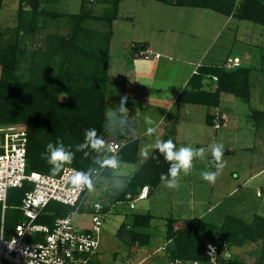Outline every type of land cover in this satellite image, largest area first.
I'll return each mask as SVG.
<instances>
[{
	"label": "rangeland",
	"instance_id": "374dc122",
	"mask_svg": "<svg viewBox=\"0 0 264 264\" xmlns=\"http://www.w3.org/2000/svg\"><path fill=\"white\" fill-rule=\"evenodd\" d=\"M82 7L93 16H106L111 10V6L105 5L104 0H39V10L44 14L39 19L41 27L33 36L34 34L26 33L24 27H19L20 0H4L0 6V45L14 46L11 49L15 60L16 81L32 80L36 74L34 70L38 69V79L42 83L47 84L52 81L53 76L57 77L56 69L62 57L58 52L48 56V50H55L58 46L55 44L46 46V44L49 43V38H68L74 34L70 16L79 14ZM117 20L112 29H109L107 24L91 19L83 25L96 30L98 35L90 36L87 31L84 32V29L74 34L77 37V45H87L93 37L92 51H101V40H104L105 34H109L110 30L112 32L110 44L112 68L108 82L107 109L119 107L121 97H126L129 115L134 117L130 126L138 129L135 131L141 128L139 131L141 134L149 127L142 120L148 112L158 117L177 110L176 107L173 108L172 102L175 93L172 86L181 81L177 70L182 68L187 73H191L200 62L198 57L202 59L200 64L213 61L211 63H216L222 68L228 55L233 57L238 55L245 60L243 66L251 69L249 102L232 95H224V105L229 107L224 110L228 111V116H231L229 129L224 128L215 132L214 128L213 130L203 124L204 120L201 117L199 121L196 120V124L202 126L201 131L208 133L211 138H215L218 133V139L214 140V143L222 142L225 150H235L238 154L239 149H246L247 164L252 165L249 166L250 171L264 168V121L258 123L253 117L254 111L264 112V50L262 49L264 48V28L251 22L228 19L210 10L173 7L152 0H123ZM138 42H147L153 52L163 56L161 61L155 62L152 58L151 60L135 59L132 46ZM202 55L204 58L207 57L205 61ZM169 56L172 57V61L168 60ZM180 56L193 64L184 65L183 58ZM132 70L137 77L132 74ZM1 74L0 67V77ZM138 87L147 91L142 93L148 96L145 101L148 109H141L142 103L137 104V101L135 103L133 99L135 89ZM154 106L156 109L153 108ZM233 115L237 117L236 127L240 130L233 129L235 126ZM150 118L155 120L154 117ZM20 125L26 127L25 124ZM248 128H252L251 132H248ZM113 132L125 133V129L116 126ZM105 133L108 143L116 142L117 136L114 133L115 138L110 141L108 133L106 131ZM228 135L229 138L226 137ZM147 138L148 144L155 141L151 136ZM179 138L178 146L195 147L185 133L180 131ZM203 148L206 149L205 157L199 158L198 161L194 160L187 182L174 189L163 185L149 199L140 202L130 201L134 203L135 209L130 208V202H115L124 190L118 194H111L104 190L108 186L106 177L110 174L104 170V175L97 179L99 185L97 191L86 194V207L78 211L74 217V223L78 229L90 228L93 204L100 202L105 207L96 259L106 264H165L169 256L167 248L164 250V247L170 243L166 237L167 222L170 218L178 221L175 228H181L187 220L200 219L220 226L226 215H234L247 223H250L256 215L264 217V174L258 178V181L245 186L206 184L208 182L201 178L200 173L210 169L212 158L207 151L208 147ZM101 155L103 158L108 155V152H101ZM236 158L239 161L242 159L239 155ZM146 159L147 157H143L141 153L136 164H124V168L128 173H134L140 167L141 161ZM233 168L235 167L232 165L224 166L222 170L225 174H230ZM258 191L259 196H257ZM216 203L219 204L216 205ZM210 207L212 211L209 213ZM11 210L15 209L11 207L7 211L8 219ZM135 214L152 216L150 227L139 230L151 236L147 246L131 244L127 235L119 234V229L124 224L128 230H133ZM223 248L234 254L244 264H255L261 258L264 264L262 241L248 243L242 248H229L226 245Z\"/></svg>",
	"mask_w": 264,
	"mask_h": 264
},
{
	"label": "trees",
	"instance_id": "16d2710c",
	"mask_svg": "<svg viewBox=\"0 0 264 264\" xmlns=\"http://www.w3.org/2000/svg\"><path fill=\"white\" fill-rule=\"evenodd\" d=\"M122 0H104L105 5L111 6L106 16H93L81 8L79 14L70 16L73 22L74 34L81 29L90 36L98 35L96 30L84 26L88 21L96 20L107 24L112 29L118 19L119 7ZM173 7H192L207 9L226 17L239 21H247L264 28V0H152ZM4 0H0L2 6ZM39 0H20L19 27L26 33L37 34L40 26ZM43 16V15H42ZM84 24V25H83ZM68 38H49L46 46L57 45V49L48 50L49 55L60 53L62 60L59 63L57 77L51 82H40L39 69L34 70L32 80L16 81L14 78V54L11 45H0V126L25 124L28 134L27 163L28 172H39L50 176H59L65 167L77 170L86 169L92 165L93 158L100 159L101 152H76L75 158L64 168L53 174L45 155L48 143L63 142L66 148L75 151V145L82 143L84 130L96 129L98 135L107 139L104 123L107 110L108 71L110 63V44L112 32L105 34L101 40V51H92L91 42L87 45H77L75 35ZM146 44H134L136 54L146 49ZM67 52H66V51ZM51 53V54H50ZM251 69L242 66L234 70H225L220 66L199 67L188 82V87L178 97L179 103L202 105L209 109L207 124L212 126L215 113L211 111L220 105L221 95L229 94L249 102L251 97L250 86ZM218 81L214 82L213 78ZM210 80L209 89H205V81ZM60 97H63L62 100ZM222 114V113H221ZM256 122L264 121V112L254 111ZM261 119V120H260ZM164 140H167L164 138ZM116 143L122 144L117 153L125 164H136L138 160V142L124 135L117 137ZM108 152V151H106ZM109 154V152H108ZM169 163L156 150L138 167L136 173L124 189L122 195L115 202H130L135 199L144 187H148L150 195L163 186L160 175L167 173ZM104 175V171L100 176ZM110 175V174H109ZM23 189L9 191L8 205L15 207L21 204L25 193L31 188L25 183ZM148 199V198H147ZM100 203V202H98ZM86 204V201H85ZM13 205V206H11ZM73 208L51 202L42 212L38 223L52 226L54 220L67 216ZM5 216L7 234H11L15 224L24 220L19 210H11L10 218ZM1 216V206H0ZM150 214L133 215V230L121 225L119 234L129 237L131 244L147 246L151 236L139 230L150 227ZM178 223L174 218L168 219L166 237L171 244L168 254L171 259L201 260L205 258L208 243L229 248H242L248 243L263 242L264 246V217L256 215L250 223L234 216L226 215L220 226L202 220H187L181 228L176 229ZM1 224V218H0ZM138 229V230H137ZM122 236V235H121ZM98 264V263H97ZM255 264H263L261 258Z\"/></svg>",
	"mask_w": 264,
	"mask_h": 264
},
{
	"label": "built area",
	"instance_id": "2783aa9c",
	"mask_svg": "<svg viewBox=\"0 0 264 264\" xmlns=\"http://www.w3.org/2000/svg\"><path fill=\"white\" fill-rule=\"evenodd\" d=\"M136 56L150 60L160 59L162 55L146 48ZM201 66H197L194 74H197ZM241 67L240 58L228 57L222 68L234 70ZM213 81L217 82L218 78L214 77ZM227 120L225 114L216 112L212 127L220 130L226 127ZM122 147V144L110 142L108 152L117 154ZM27 148L28 134L25 126H0V264H106L96 259L105 207L101 203H94L91 208V227L78 229L74 217L86 207L87 192L75 189L69 182L70 176L77 169L65 167L59 176L28 172ZM103 171L104 169H100L98 177ZM26 182L31 188L25 193L21 204L12 207L23 214L24 220L15 224L9 235L5 227L6 212L11 208L7 203L9 191L23 189ZM149 192V188L144 187L133 201L146 200ZM51 202L71 207L73 210L65 217L56 218L52 226L38 223L42 212ZM130 208L135 209L133 202H130ZM168 244L164 250H168ZM165 264L244 263L228 250H219L218 246L208 243L204 259H171L168 256Z\"/></svg>",
	"mask_w": 264,
	"mask_h": 264
},
{
	"label": "clouds",
	"instance_id": "9594fccd",
	"mask_svg": "<svg viewBox=\"0 0 264 264\" xmlns=\"http://www.w3.org/2000/svg\"><path fill=\"white\" fill-rule=\"evenodd\" d=\"M127 98L121 97L119 107L109 108L105 111L104 128L108 133L109 141L114 137L113 129L119 126L128 132L135 131L130 126V122L134 120L133 116L129 115V110L126 107ZM146 123L149 125L146 131L149 135L156 131L153 125L155 122L146 117ZM158 151L169 163L167 173L160 175L162 184L170 189L178 186V178L181 173L189 174L193 167V161L197 158L203 159L206 154V149L195 148L193 146L177 145L172 139L157 138L153 143L146 144L141 153L143 157H147L150 150ZM88 150L92 152L108 151V142L104 137L98 135L96 129L88 128L84 130V139L82 143L75 145V151L71 148H66L63 142L48 143L46 145L45 155L48 164L51 166V172L56 174L60 172L64 166L74 160L76 152H85ZM208 152L211 154L210 164L216 168V171H203L200 173L201 178L209 183H215L219 172L225 166L223 162L224 145L222 143H212L208 146ZM143 163V160L141 161ZM124 162L119 154H109L101 159L93 158L92 165L86 169L75 171L69 178L70 184L77 190L86 191L87 193H94L97 191L99 185L97 184V177L100 174V169H104L110 175L106 177L108 186L104 190L111 194H118L122 192L131 180ZM214 252V250H213Z\"/></svg>",
	"mask_w": 264,
	"mask_h": 264
},
{
	"label": "crops",
	"instance_id": "0c3cea01",
	"mask_svg": "<svg viewBox=\"0 0 264 264\" xmlns=\"http://www.w3.org/2000/svg\"><path fill=\"white\" fill-rule=\"evenodd\" d=\"M122 1H121V3H122ZM121 3H120V7H121ZM120 7H119V12H120ZM189 8H192V7H189ZM118 18H119V15H118ZM228 19H231L232 20L234 18L228 17ZM116 21H118V20H116ZM135 44H146V46H147L146 48L151 49L150 46H149V44H147V42H138V43H135ZM166 49H169V48H166ZM262 49L264 50V48H262ZM170 51H172V50H170ZM132 52H133V57L135 59H141V58H139V57L136 56V53L133 50V46H132ZM156 53H158V52H156ZM180 57H182V56H180ZM202 57H203L204 61L207 59V57L204 58V55H202ZM228 57H233V56L232 55H228L227 58ZM234 57L240 58L241 59V62H242V66L244 65L245 60L242 57H239L238 55H235ZM162 58H163V56H161L160 59H154V58H152V59L155 62H159V61H161ZM182 58H183V61L182 62L184 63V65H192L193 64V63H190V61L188 59H185L184 57H182ZM168 60L169 61H172V57L169 56V59ZM198 61L202 62V59H199V57H198ZM200 62H198L197 66L198 65L217 66L216 63H211L213 61H211L210 63L207 62L205 64H203V63L200 64ZM197 66L191 71V73H187L186 70L184 71L182 68L180 70H177V74H179L181 76V81H180V83H175L172 86L173 89H174V92H175L174 93V96H173V101L172 102H173V108L174 107L177 108L176 111H174V112H171L170 111V112L164 113L163 115L158 116V117H157V115H154L153 116L152 113H149V112H148L147 115H144V117L142 119L144 121L143 123L146 122V117H148V118L154 117V119H155V120H153L155 122V124L153 126L156 127V131L153 134L149 135L147 133V131H145V132H143V133L140 134L139 131L141 130V128H139V131L128 132V131L125 130V133L124 132H121V133H114L113 132L114 135L117 136V137H120L121 138L124 135H126V136L130 137L133 141L136 140L138 142V160L140 159L141 149L146 144H148V140H147L148 138L147 137H149V136L153 137L154 139H157V138H160V139H164V138H166V139H172L173 142L177 145V147H179L178 146V138L180 136V131L182 133H185L186 134L187 139H189V141L195 145V148L208 147L210 144L214 143V140L217 141V139H218V133L216 134V137L215 138L214 137L211 138L208 135V133L205 134L203 131H201V129L203 128L202 126L196 124V122L199 121V118L201 117L204 120V123L203 124H206L208 127H210L211 129H213L212 126H210V125L207 124V114L209 113V109L207 107H205V106H202V105H191V104L179 103L177 101L178 100V97L180 96V94L185 89H187L188 82L191 79V77L194 75V71H196ZM111 68H112V50L110 48V66H109V71H108V77H109V74L111 72ZM134 72L135 71L132 70V74H134L135 77H137ZM115 77H114V79H115ZM210 84H214V83L211 82L210 80L209 81L206 80L205 81L204 88L205 89H209ZM142 92L146 93L147 91H144L143 89H140V87L136 88L135 89V94H133V96H134L133 99H134L135 103L137 101V104H139L140 102L142 103L141 109H143V108L148 109V105L145 104V101H147L146 98L148 96L145 95ZM148 93H149V91H148ZM224 95L225 94H222L221 95V100H220L219 107L213 109L211 112L213 114L216 113V112L225 114L228 117V120H227L226 127H223L222 129H224V128L229 129V126H230L229 125V122L231 120V116L230 115L228 116V114H227L228 111H225L224 110L225 108H228L229 109V107H227L226 105H224V101H223ZM143 102H144V104H143ZM227 105H229V104H227ZM153 108L156 109L155 106ZM146 109H145V111H146ZM234 112H236V110H234ZM234 114L236 115V113H234ZM235 115H233V117H232L233 118V123L235 124V126H234L233 129L240 130V128L236 127L238 125V120H237V117ZM184 124L186 125V127H185ZM133 128H135V127H133ZM222 129H220V130H222ZM251 129L252 128H248L247 129L248 132L249 131L251 132ZM135 130H138V129H135ZM214 131L215 132H218L219 130H214ZM255 133H258V132H255ZM226 137L229 138V135L226 136ZM222 138H224V137H222ZM179 139H181V138H179ZM220 140L221 141L222 140L224 141V139H220ZM142 141H144V142L142 143ZM153 151H154V149L148 154L147 159L151 156V154L153 153ZM238 151H239L238 154H236V151L235 150H225L224 149L223 162H224V164H226L225 166L232 165L235 168H233V171H231L230 174H225L223 172V170H221L219 172L218 176H217V179H216L215 183H210V184H242V186H245L247 184L254 183V181H258V178L261 177L264 174V168H261L258 171H256V170L255 171H250V168L251 167H249V166H252V165L247 164V160H248L247 159V157H248L247 150L246 149H239ZM237 155H239L242 158L241 161H239V159L236 158ZM198 160H199V158L195 159V161H198ZM145 161H143V163ZM195 161H193V164H194ZM239 163H241V164L238 165ZM209 167H210L209 170L216 171V168L215 167H212V165H209ZM248 169H249V171H248ZM226 170H227V168H226ZM190 171H192V169ZM199 171H197V173ZM135 173L136 172H134V173H128V175L130 177H132ZM192 175H191V177H192ZM230 175H231V177H230ZM187 178H188V174L187 175H184L183 173H181L180 177L178 178V185L184 184V182H187L188 181ZM234 178H236V179H234ZM198 179H201V178H198ZM225 180H227L228 182H226ZM206 184H209V182L206 183ZM259 195H260V193L258 191L257 192V196H259ZM150 197H152V195H150V192H149L148 199ZM217 204H219V203H216V205ZM211 211H212V208L210 207L209 210H208V212L210 213Z\"/></svg>",
	"mask_w": 264,
	"mask_h": 264
}]
</instances>
